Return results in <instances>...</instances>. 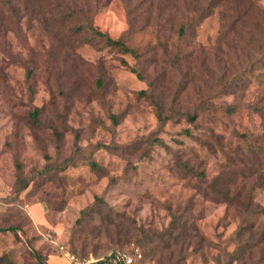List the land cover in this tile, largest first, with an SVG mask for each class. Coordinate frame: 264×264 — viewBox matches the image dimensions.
Returning <instances> with one entry per match:
<instances>
[{
	"label": "rangeland",
	"instance_id": "obj_1",
	"mask_svg": "<svg viewBox=\"0 0 264 264\" xmlns=\"http://www.w3.org/2000/svg\"><path fill=\"white\" fill-rule=\"evenodd\" d=\"M1 1L0 256L37 264V251L49 264H69L67 253L81 263L116 248L145 253L152 246L136 235L170 240L175 214L199 237L183 236L170 249L158 241L157 259L145 255L147 262L173 253L171 264H264L263 245L237 235L238 208L205 196V186L175 165L187 161L208 182L238 181L264 214V0H60L92 14L99 30L122 38L141 61L73 38L49 20L46 0L16 1V32ZM208 3L213 12L194 19ZM191 19L182 36L180 26ZM145 90L153 100L139 97ZM156 104L170 119L164 125ZM35 108H42L43 129L30 123ZM195 112L192 125L185 115ZM48 163L66 167L45 174ZM250 170L257 172L244 179ZM18 176L30 181L20 193ZM97 196L110 225L97 214L78 223ZM248 223L259 235L264 215Z\"/></svg>",
	"mask_w": 264,
	"mask_h": 264
},
{
	"label": "trees",
	"instance_id": "obj_2",
	"mask_svg": "<svg viewBox=\"0 0 264 264\" xmlns=\"http://www.w3.org/2000/svg\"><path fill=\"white\" fill-rule=\"evenodd\" d=\"M16 1L20 2V0H3L1 1L2 2L1 4L4 6V9L8 12L16 32H20L22 26V16H21L22 13H21V8L18 5H16ZM46 1L48 7L53 11V12L51 11L50 14H48L49 20L55 25H60L62 27L64 26L67 29L68 34L73 38L76 36L77 38H80L83 43L89 44L91 46H96L101 49L115 50L122 55H131L137 61L142 60L143 56L139 54L137 51L128 47V45L125 43V41L122 38L114 39L109 34L99 30L94 24L93 15L83 10V8H77L69 3L60 0H46ZM108 1L109 0H107V2ZM146 1L149 2L150 0H139V2H146ZM213 6L214 3H208L206 7L200 10L199 16L194 17V19L202 20L203 18L209 16L214 10ZM41 22L42 23L44 22V17L41 18ZM192 22L193 19H191L188 23L180 26L179 29L182 36L185 34L186 29L189 27V25ZM122 64L126 67L128 66L126 61H123ZM259 66L262 68V70H264V63H261ZM131 72L136 74L140 80H144V76L142 75L140 69L133 67L131 68ZM27 76L28 78H31L33 76V71L29 70ZM97 84L101 86L102 80L98 79ZM138 95L139 97L153 100V98L149 93V90L141 91ZM157 107H158V119L160 123L164 125L167 122V120L170 119L163 116L158 104H156V108ZM260 110H263L261 114L264 113V107L261 108ZM226 112L228 114H233L236 112V107L228 106L226 108ZM41 113H42V108H35V110L29 115V120L31 125L37 129L45 128V125L40 120ZM185 116H186L185 120L193 125L197 123L199 118V113L198 112L192 114L187 113ZM118 117H119L118 114L111 116V119L114 124L118 123ZM185 134L188 137L192 136V132L190 131V129H187ZM56 135L58 136V138L61 137L60 134H56ZM241 136L243 137V135ZM78 141H79V135L77 134L76 135L77 147L79 146ZM45 158L46 160H48V162L50 161V157L47 154L45 155ZM175 165L176 168L178 169V172L183 175L184 179H188V178L194 179L196 177L197 180L202 184L200 186L203 185L205 186V191L203 193L205 196H209L210 194H212L213 198L216 201L222 200L223 202H227L231 205L236 206L242 215V224H243L242 227L237 232L238 237H242L244 236V234H248L249 238L251 236L254 237V240L249 241L251 243L250 246L256 244L260 246L262 244L264 247V228L261 230V233L258 235L255 233L256 226L254 224L250 225L248 223L249 216L252 215L256 216L260 214L264 215V214L252 208L253 198L250 196V193L244 194L243 191L244 188L239 187L240 183L238 181L226 180L217 177L213 181L208 182L206 173L204 171L197 172L194 169V167L189 165L187 161L178 160L176 161ZM65 167H66L65 165L61 166L60 164L54 165L48 163V165L44 168V172L45 174H51L53 170L56 169L64 170ZM92 167L98 168V164L96 162H93ZM19 169L21 170V168ZM256 172H257L256 170H250L249 174L246 177H244V179L251 180ZM15 185H16V193L17 192L20 193L29 187L30 181L28 180L21 181V177L18 176ZM99 206L105 207L108 205L101 198L97 196L95 197L94 203H92L86 209L81 211V218L78 220V223H81L82 220L92 217L94 214H97L98 217L103 222H105V220L108 219V216L103 214L102 210L98 208ZM109 225H110V221L106 223V227H108ZM5 231H12L15 236H18V231L14 228L5 229ZM167 232H168L167 238L170 240H164L159 236L157 237L155 234L150 236L144 232H140L139 234L136 235L137 238L135 240L137 243H139L140 245L144 244L146 246L149 245L152 246V249L150 251L142 253V257H143L142 262L144 264H158V263L147 262L145 259V255L150 257L152 261L157 259L156 257L158 256V241L162 249H170L174 245H180L181 238L183 236H191L193 238L199 237V232L194 226L192 225L190 226L185 222H182L181 218L175 214L172 215V221L170 223ZM175 232H178V234H175ZM255 238H257L256 241ZM80 248L83 253L86 252L85 247H80ZM247 248H249V244ZM134 250L135 249L116 248L111 252L107 253L104 257L97 259V261L92 264H109L108 259L111 255L118 254L121 252L134 253ZM73 252L78 255L80 254L79 252L77 253L76 249H74ZM31 253L35 258L37 264H49L47 262V259H45L41 253L37 251H31ZM173 260H174L173 253L169 255L161 254L158 262L159 264H164V263L171 264ZM0 264H18V263L7 256H0Z\"/></svg>",
	"mask_w": 264,
	"mask_h": 264
},
{
	"label": "built area",
	"instance_id": "obj_3",
	"mask_svg": "<svg viewBox=\"0 0 264 264\" xmlns=\"http://www.w3.org/2000/svg\"><path fill=\"white\" fill-rule=\"evenodd\" d=\"M66 257L69 264H92L96 262V260L91 259L89 261L81 263L73 254L70 253H67ZM142 258H143L142 253L139 251V249H135L134 253L121 252L118 254L111 255L108 259V263L109 264H144L142 262Z\"/></svg>",
	"mask_w": 264,
	"mask_h": 264
}]
</instances>
